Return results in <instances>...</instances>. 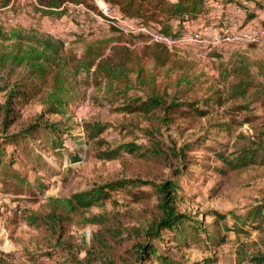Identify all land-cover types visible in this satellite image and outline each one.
<instances>
[{"label": "trees", "instance_id": "obj_1", "mask_svg": "<svg viewBox=\"0 0 264 264\" xmlns=\"http://www.w3.org/2000/svg\"><path fill=\"white\" fill-rule=\"evenodd\" d=\"M119 10L124 18H137L146 26L156 27L167 36H180L185 31V22L205 21L210 23V10L207 0H104ZM224 5L236 3L247 13L257 8L264 9V0H218ZM13 0H0V10L9 8ZM35 10L43 14L61 17L70 5L94 7V0H36ZM227 7V5H226ZM255 11V10H254ZM221 22H224L223 19ZM176 26V28H175ZM143 34L125 33L117 27H110L100 38L88 40L79 38L83 49L81 54L67 47L65 40L37 29L22 27L4 28L0 26V92H6V100L0 104L1 130L5 131L19 118L17 105L20 100L36 101L43 106L37 120L29 123L22 131L5 133L0 143V183L1 191L19 197L22 193H34V187H46L42 176L30 182L16 165H32V172L39 173L48 164L38 151L52 153L62 159L69 148L65 145L62 123L43 119L47 114H65L75 91L74 82L85 74V82L91 83L101 93L94 96V103H125L116 108L121 112L138 114L152 123L150 144L143 147L134 143L111 147L101 138L107 127L102 124L86 125L87 139L95 142L101 150L97 157L103 161L120 159L127 151L145 160L162 165L172 174L173 179L164 178L155 182L141 177L123 178L95 185L91 190L72 193L68 197L49 196L40 211L28 212L27 221L38 230H45L56 236L61 245L66 232L73 226L84 228L92 225L94 232L92 244L86 255L67 252L65 264H182L176 260L184 246L199 245L202 251L209 252L210 240L216 243L220 231H247L238 227L251 225L264 238V196L260 204L249 210L246 215L217 212L215 229L204 223L199 216L182 212L178 207L177 178L187 175L190 165H196V157L190 156L196 149V141L183 142L177 146L165 142L161 129L176 125L180 131L194 130L202 125L213 112V107H223L232 102V108L241 113L250 110L252 104L264 106V86L252 73V63L244 58H236L231 67L224 69L222 88L204 86L200 76L195 74L191 61L179 58L165 44L146 43L137 47L133 40L142 39ZM264 74V62H260ZM206 87V88H204ZM258 116H247L252 122ZM159 123V128H156ZM255 136L246 141L229 156L216 152L221 168H214L218 174L229 178L230 172L241 173L249 166H264V128L254 127ZM43 139H40V137ZM33 137V139H31ZM40 141V144H36ZM202 141V140H201ZM12 144L14 150L6 151L5 144ZM196 143V144H195ZM71 162L80 160L79 156L69 153ZM74 158V159H73ZM52 177L58 171L48 166ZM142 189L140 198L153 203L150 210H142L140 219L135 223H125L120 218L106 212L94 213L93 209L104 207L111 199L110 190ZM151 188L152 192H146ZM19 199V198H18ZM140 201V200H139ZM36 203L31 199L30 204ZM149 211L148 213H143ZM217 211V210H214ZM231 215L236 223L231 227L226 221ZM224 221L222 226L218 225ZM172 232L173 241L181 245H170L166 251L153 244V239L162 233ZM206 233V237H202ZM264 245V242H263ZM215 254V252H214ZM239 262L264 264V246L255 253L241 252ZM205 264L216 262L214 256L205 258ZM1 264L5 262L0 259ZM195 264H201L197 262Z\"/></svg>", "mask_w": 264, "mask_h": 264}, {"label": "rangeland", "instance_id": "obj_2", "mask_svg": "<svg viewBox=\"0 0 264 264\" xmlns=\"http://www.w3.org/2000/svg\"><path fill=\"white\" fill-rule=\"evenodd\" d=\"M36 4V0H13L9 8L0 10V26L7 29L12 27L37 29L50 33L56 38L65 40L67 47L77 54H81L83 49L82 42L79 41L80 37L88 40L100 38L113 26L106 22V16L101 13V7L105 4L110 5L104 0H94L93 8L82 4L81 7L70 5L69 10L61 17L37 12ZM211 9L212 7H209L210 11ZM113 10L120 18V21L115 20L118 29L125 33L145 35L142 39L129 37L137 47L154 42L152 35L147 32H130L124 29V19L133 21L134 24L131 25L134 27L139 26L135 25L138 24L139 19L124 18L119 10L114 8ZM254 10L251 14L246 13L245 9L233 2L220 8L223 17L225 12L236 17L246 13L245 21H251L259 16L257 10L264 16V9L256 7ZM112 15L115 16L110 14V17ZM255 20L264 26V17ZM212 21L210 16L209 24ZM198 22L200 21H197L195 25H207L205 21ZM200 26L194 28L198 29ZM148 28L158 31L156 27L148 26ZM172 52L179 58L191 61L195 74L200 76L204 86L212 85L216 89L222 88L224 69L231 67L232 61L236 58H244L246 62H251L255 79L264 86V74L261 72V66L258 65L264 62V44L261 42L221 43L205 54L200 53L199 48H194L191 44H183L174 48ZM85 77V74H81L74 82L75 91L65 114H47L43 118L63 124L61 136L69 152L59 159L38 147V151L48 163L43 165L39 173L32 172V165L28 168L20 164L16 165L30 182L34 183L35 178L41 175V180L46 187L35 186V194L22 193L21 196L15 197L11 193L2 192L0 183V259L5 264H65L67 252L77 254L80 258L85 257L86 249L91 246L94 232L98 229L97 226L89 225L84 228L73 226L66 232L62 244L59 245L56 236L43 229H36L27 221L28 212L40 211L49 196L68 197L75 192L91 190L95 185L123 178L141 177L155 182L163 181L164 178L173 179L169 169L127 151H123V156L118 160L103 161L97 157L105 147L99 148L96 141H88L86 132L88 123L102 124L107 127L101 138L107 140L111 147L126 143L149 146L150 131L154 126L138 114L117 110L116 108L125 103L123 100L113 105L94 103L93 97L96 95L101 97V93L91 83H86ZM6 92V90L0 92V104L5 102ZM232 104L230 102L223 107H213V112L208 119H204L202 125L194 130L188 129L182 134V130L180 131L176 125H169L163 127L162 136H158L170 145H173L175 141L177 146L188 141L198 142L196 145L198 150L190 153V156L196 157L195 161L198 163L190 165L187 175L177 178L180 185L177 191L179 194L177 204L182 212L199 216L212 230L216 228L214 218L217 212L228 213L232 210L235 214L246 215L249 210L260 204L264 196V166L254 164L241 173L230 172L229 178L214 171V168L223 166L222 162L217 161L216 152L231 156L235 149L246 141L245 138L255 136L254 127L264 128L262 104H252L250 110L241 113L235 111L231 107ZM17 108L19 118L7 130H1L0 121V143L4 142L5 133L22 131L29 123L36 121L43 112V106L37 100L29 102L20 100ZM250 115L258 116V118L248 122L245 119ZM156 125L155 127L159 128V123ZM40 139L43 137L41 136ZM39 142L37 141L36 144H40ZM3 148L8 152L14 150L10 143L5 144ZM69 153L79 156L80 160L71 162ZM48 166L55 168L58 173L50 177ZM141 190L138 186L110 190L111 199L104 207L94 208L93 212L104 211L125 223L134 224L135 219H140V212L144 209L150 210L154 203L150 205V202L140 198ZM146 192L150 193L152 189L146 188ZM31 199L36 200V203L30 204ZM143 213H148L150 216L151 212ZM226 221L231 227L236 223L231 215H227ZM223 223L224 221H221L218 225L222 226ZM237 226H242L247 231H220L217 238L222 240L219 239L214 244L211 240L207 242L211 248L209 252L202 251L199 245L190 244L179 251L175 256L176 260L182 264L197 262L205 264V258L214 256L216 262L213 264H243L239 262L241 252L250 254L259 251L264 246V238L258 231L252 229L251 225L243 226V223L238 221ZM202 237H206V233ZM152 242L160 253L166 251L170 245L183 244V242L173 241L170 231L162 233V237L155 238Z\"/></svg>", "mask_w": 264, "mask_h": 264}, {"label": "built area", "instance_id": "obj_3", "mask_svg": "<svg viewBox=\"0 0 264 264\" xmlns=\"http://www.w3.org/2000/svg\"><path fill=\"white\" fill-rule=\"evenodd\" d=\"M207 5L208 7H212V11H210V14L213 21L211 22V24H205V26H200L198 29H195L186 21L184 23L185 31L182 35L176 37L167 36L160 33L159 31H154L151 28H148V26L142 24L139 20L137 21L138 24H135L136 26H139L134 27V25H131L134 24L133 21L124 19L121 16L120 17L124 19V29L130 30V32H147L152 35L154 42L165 44L169 49H171V51L183 44H191L194 48H199V52L204 54L212 51V48L218 46L221 43L249 41L261 42L262 44H264V26H261L255 20L263 18L261 11L257 10L259 16L255 17V19H250L251 21H245L247 17L246 13H243L240 16L236 17L233 14L229 15L225 12V16L223 17L220 8L223 7L224 4L218 0H207ZM76 6L81 7L82 5ZM100 10L101 13L106 16V22L117 27V23L115 22V20L117 19L118 21H120L117 12L115 11V13L113 8L107 4L101 7ZM110 14H114L115 16L112 15V17H110ZM243 15H245V17ZM222 19L223 21H225V23L221 22ZM126 26L129 27V29ZM204 47L206 49H204Z\"/></svg>", "mask_w": 264, "mask_h": 264}, {"label": "crops", "instance_id": "obj_4", "mask_svg": "<svg viewBox=\"0 0 264 264\" xmlns=\"http://www.w3.org/2000/svg\"><path fill=\"white\" fill-rule=\"evenodd\" d=\"M247 13V12H246ZM264 17V16H263ZM200 22H202V21H200ZM200 22H198V23H200ZM197 23V24H198ZM196 24V22H194V23H190V25L192 26V27H196L197 28V26H200L199 24L198 25H195Z\"/></svg>", "mask_w": 264, "mask_h": 264}]
</instances>
